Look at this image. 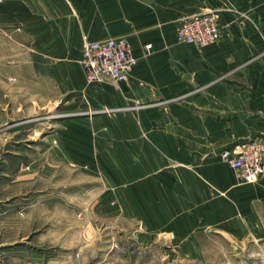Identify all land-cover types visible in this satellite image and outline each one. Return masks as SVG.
Wrapping results in <instances>:
<instances>
[{
    "label": "crops",
    "instance_id": "obj_1",
    "mask_svg": "<svg viewBox=\"0 0 264 264\" xmlns=\"http://www.w3.org/2000/svg\"><path fill=\"white\" fill-rule=\"evenodd\" d=\"M209 9L221 38L179 41ZM119 36L129 81H88L85 38ZM103 107L114 113L59 126L56 166L97 163L115 211L171 232L173 264H264V176L246 182L222 158L264 141V0H0V154L22 152L14 138L42 113ZM22 172L0 201L29 189ZM0 220L15 234L11 211Z\"/></svg>",
    "mask_w": 264,
    "mask_h": 264
},
{
    "label": "rangeland",
    "instance_id": "obj_2",
    "mask_svg": "<svg viewBox=\"0 0 264 264\" xmlns=\"http://www.w3.org/2000/svg\"><path fill=\"white\" fill-rule=\"evenodd\" d=\"M102 113L114 111L42 113L34 122L37 133L25 132L18 143L14 138L22 152L0 154V181L14 180L21 171L29 181L27 191L0 201V212L11 211L16 225L15 234L7 235L0 220V264H173L171 232L115 211L114 189L101 181L97 163L56 166L50 145L59 143V126Z\"/></svg>",
    "mask_w": 264,
    "mask_h": 264
},
{
    "label": "built area",
    "instance_id": "obj_3",
    "mask_svg": "<svg viewBox=\"0 0 264 264\" xmlns=\"http://www.w3.org/2000/svg\"><path fill=\"white\" fill-rule=\"evenodd\" d=\"M178 40L203 46L218 41L222 32L213 10L199 11L186 17L177 30ZM149 47V45L147 46ZM83 66L90 82L109 80L129 81L136 57L126 38L119 36L92 40L85 38ZM222 158L246 182H255L264 176V141L254 139L235 149H224Z\"/></svg>",
    "mask_w": 264,
    "mask_h": 264
}]
</instances>
